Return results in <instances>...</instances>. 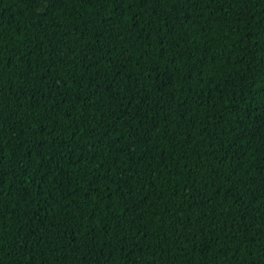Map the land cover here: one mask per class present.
<instances>
[{"label":"trees","instance_id":"trees-1","mask_svg":"<svg viewBox=\"0 0 264 264\" xmlns=\"http://www.w3.org/2000/svg\"><path fill=\"white\" fill-rule=\"evenodd\" d=\"M0 0V264H264V0Z\"/></svg>","mask_w":264,"mask_h":264},{"label":"rangeland","instance_id":"rangeland-1","mask_svg":"<svg viewBox=\"0 0 264 264\" xmlns=\"http://www.w3.org/2000/svg\"><path fill=\"white\" fill-rule=\"evenodd\" d=\"M38 1V5H39V12L43 13L45 11H47L49 8H51L52 6H54L55 4L59 3V1L61 0H37ZM63 1H67V0H63ZM255 133L259 134L258 137L261 140H264V133L261 132L259 129L255 130Z\"/></svg>","mask_w":264,"mask_h":264}]
</instances>
